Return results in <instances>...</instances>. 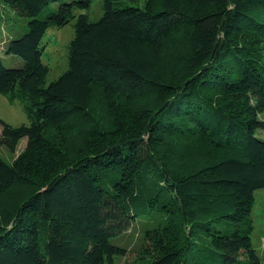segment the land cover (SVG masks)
Listing matches in <instances>:
<instances>
[{"label": "trees", "instance_id": "16d2710c", "mask_svg": "<svg viewBox=\"0 0 264 264\" xmlns=\"http://www.w3.org/2000/svg\"><path fill=\"white\" fill-rule=\"evenodd\" d=\"M91 1L0 0L25 18L0 94L27 118H0V146L26 139L0 157V264H115L142 218L140 264H264V0ZM72 20L48 81L42 38Z\"/></svg>", "mask_w": 264, "mask_h": 264}, {"label": "rangeland", "instance_id": "374dc122", "mask_svg": "<svg viewBox=\"0 0 264 264\" xmlns=\"http://www.w3.org/2000/svg\"><path fill=\"white\" fill-rule=\"evenodd\" d=\"M55 6L56 3H53L50 7ZM88 12L92 20L99 18L102 13L101 0H92ZM44 14L45 8L40 13V17L44 16ZM24 21V17H20L8 7H3L0 16V42L2 40L7 41L10 36L19 34L24 27ZM73 22L74 20L63 27L50 26L42 38V42L45 44L42 61L49 67L48 81L56 79L68 68L67 45L73 37ZM0 55L3 58L4 64L7 66H21L23 64L20 58L12 54L8 55L4 51H1V49ZM0 118L12 125L27 122L26 115L20 103L16 101L11 104L2 94H0ZM25 142V138L20 140L14 152H10L4 146H0V157L6 162L11 163L23 149ZM254 197L255 200L251 212L254 229L251 234V239L258 254H261L264 244V188L256 189L254 191ZM149 219L142 218L135 220L125 231L120 233L117 241L124 248V254L115 257V264L141 263L140 255L144 249L145 232L148 229Z\"/></svg>", "mask_w": 264, "mask_h": 264}]
</instances>
